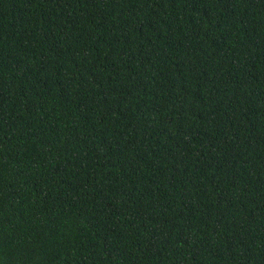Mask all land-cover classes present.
Returning <instances> with one entry per match:
<instances>
[{
	"label": "trees",
	"instance_id": "16d2710c",
	"mask_svg": "<svg viewBox=\"0 0 264 264\" xmlns=\"http://www.w3.org/2000/svg\"><path fill=\"white\" fill-rule=\"evenodd\" d=\"M0 264H264V0H0Z\"/></svg>",
	"mask_w": 264,
	"mask_h": 264
}]
</instances>
